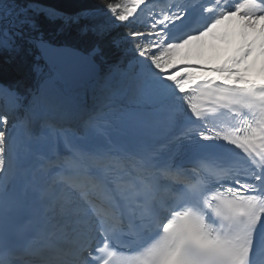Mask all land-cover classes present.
<instances>
[{
    "label": "snow or ice",
    "instance_id": "snow-or-ice-1",
    "mask_svg": "<svg viewBox=\"0 0 264 264\" xmlns=\"http://www.w3.org/2000/svg\"><path fill=\"white\" fill-rule=\"evenodd\" d=\"M100 3L65 16L0 0V51H35L56 77L79 53L40 13L127 29L107 71L99 46L84 58L90 105L52 95L51 78L0 87V264H264V0ZM233 19L241 42L222 63L176 59Z\"/></svg>",
    "mask_w": 264,
    "mask_h": 264
},
{
    "label": "trees",
    "instance_id": "trees-1",
    "mask_svg": "<svg viewBox=\"0 0 264 264\" xmlns=\"http://www.w3.org/2000/svg\"><path fill=\"white\" fill-rule=\"evenodd\" d=\"M35 2L58 10L65 16H76L87 9L102 8L100 0H17V3L27 4ZM41 23L45 36L56 44H66L77 47L85 52H90L93 47L99 46L103 50V69L117 56H121V48L124 47L123 40L120 41V48L116 47L117 40L122 39L127 29L119 24L112 25L110 30L103 35H97L91 30L95 24L102 23L105 19L102 14L95 18L81 17L80 20L64 24L62 20L56 22L48 21L43 13L37 17ZM89 26V31L84 32V26ZM27 48V46H25ZM129 53V58H130ZM96 61L99 63L100 58ZM41 67V72L37 73L34 65ZM38 53L35 51H23L19 54H12L0 51V83L4 86H16L21 91L35 89L41 83L47 71Z\"/></svg>",
    "mask_w": 264,
    "mask_h": 264
},
{
    "label": "rangeland",
    "instance_id": "rangeland-1",
    "mask_svg": "<svg viewBox=\"0 0 264 264\" xmlns=\"http://www.w3.org/2000/svg\"><path fill=\"white\" fill-rule=\"evenodd\" d=\"M224 22H226L224 25H228V27L232 26L230 25L232 20ZM222 24L217 26V33H219V30L222 28V26H224ZM190 47L193 49V54L190 57H185L183 54H181L178 55L176 59L179 61L187 59L190 62L201 61L213 65L222 63L227 56L232 54L235 50L236 42L233 37H229V40L225 39L222 41L219 39H213L212 37H207L203 42H194ZM40 70L41 69L38 71L40 72ZM50 78L53 79V81L49 84V90L52 95L59 96L70 102L83 101L87 104L92 102V100H89L90 97L92 98V93L87 90V87L81 86L78 89L73 88L69 84L63 82L59 77H56L52 70L48 69L43 82L49 80Z\"/></svg>",
    "mask_w": 264,
    "mask_h": 264
},
{
    "label": "water",
    "instance_id": "water-1",
    "mask_svg": "<svg viewBox=\"0 0 264 264\" xmlns=\"http://www.w3.org/2000/svg\"><path fill=\"white\" fill-rule=\"evenodd\" d=\"M65 46L70 50H75L79 53V56H69L63 63L66 66V70L59 76L60 79L69 85L79 88L80 86H87L94 84L95 82V72L91 66L84 59L88 57V53H85L77 48ZM42 61L52 70L51 65L47 63L44 59Z\"/></svg>",
    "mask_w": 264,
    "mask_h": 264
},
{
    "label": "bare ground",
    "instance_id": "bare-ground-1",
    "mask_svg": "<svg viewBox=\"0 0 264 264\" xmlns=\"http://www.w3.org/2000/svg\"><path fill=\"white\" fill-rule=\"evenodd\" d=\"M226 22H224L222 25H224ZM231 25H232V27H229L228 29H227V31H226V34H227V37H230L231 35L233 36V38L235 39V42H236V47H235V49L238 47V45L240 44V42H241V38H240V36L238 35V25H237V23H236V21H235V19H233L232 20V23H231ZM222 28H223V26H222ZM221 30V29H220ZM251 76H252V78H254V79H257V80H259V79H261L262 77H261V75H260V73L258 72V71H253L251 74H250ZM53 81V79L51 78V82ZM90 89V87H87V90H89ZM91 90V89H90ZM89 93V92H88ZM89 95V94H88ZM87 95V96H88ZM88 98V97H87ZM90 100V99H89ZM92 100V99H91ZM92 102H90V104H91ZM89 104V105H90ZM125 105H127V106H129V105H132V106H136V103L134 102V101H131V100H129V101H125ZM137 107V106H136ZM138 107H140V108H149V107H151V105H149V104H147V103H144V104H142V105H139Z\"/></svg>",
    "mask_w": 264,
    "mask_h": 264
}]
</instances>
